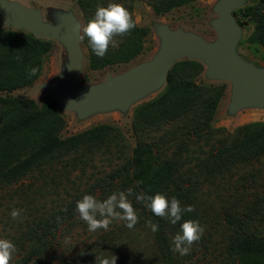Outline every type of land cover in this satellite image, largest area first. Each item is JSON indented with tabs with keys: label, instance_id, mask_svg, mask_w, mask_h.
<instances>
[{
	"label": "trees",
	"instance_id": "obj_1",
	"mask_svg": "<svg viewBox=\"0 0 264 264\" xmlns=\"http://www.w3.org/2000/svg\"><path fill=\"white\" fill-rule=\"evenodd\" d=\"M198 1L78 0L86 23L98 6L113 2L136 23L114 38L103 58L83 39L90 68L130 65L144 54L153 29L137 24V5L166 16ZM235 16L244 29L249 21L255 25L240 47L253 43L257 52L264 50V0ZM54 43L0 27V239L15 245L10 264H96L111 255L116 264H264V122L234 132L216 127L229 84L202 79L206 67L183 60L163 92L134 109L135 146L111 125L64 138L67 122L56 100L40 107L27 96H12L38 83ZM33 67L38 72L30 76ZM119 192L127 195L138 223L128 229L113 219L107 230L89 231L76 202L85 194L102 201ZM141 193L175 197L194 211L173 224L137 200ZM14 209L20 210L15 219ZM189 220L204 231L190 253L180 255L172 250L173 238Z\"/></svg>",
	"mask_w": 264,
	"mask_h": 264
},
{
	"label": "water",
	"instance_id": "obj_2",
	"mask_svg": "<svg viewBox=\"0 0 264 264\" xmlns=\"http://www.w3.org/2000/svg\"><path fill=\"white\" fill-rule=\"evenodd\" d=\"M248 2L218 0L212 11L215 18L210 22L216 33L213 41L182 28L154 23L152 28L159 39L154 57L121 74H109L95 85L81 84L86 56L79 30L83 25L75 12L49 10L46 17L42 9L0 0V27L25 31L63 47L66 58L61 73L40 89L53 94L59 112L73 113L81 122L115 112L127 116L136 105L161 92L172 69L183 60L201 62L209 82L231 86L228 115L233 117L245 110L264 111V67L239 51L244 30L235 13Z\"/></svg>",
	"mask_w": 264,
	"mask_h": 264
},
{
	"label": "rangeland",
	"instance_id": "obj_3",
	"mask_svg": "<svg viewBox=\"0 0 264 264\" xmlns=\"http://www.w3.org/2000/svg\"><path fill=\"white\" fill-rule=\"evenodd\" d=\"M12 1H18L23 5L31 8L42 9L46 17L48 16L49 10L73 11L80 18L82 25L86 24L85 17L78 5V0H12ZM254 1L255 0H249L247 5H252ZM217 2L218 0H200L191 6L176 10L166 16L156 15L149 5L142 3L137 5L134 15L137 24L143 28L153 29L152 26L154 23L161 22L168 24L173 29L182 28L186 31L194 32L209 41H213L216 39V33L211 28L210 22L215 18V15L213 14L212 11ZM236 18L237 20L239 19L238 17ZM254 29H255L254 22L249 21V25L245 29L243 28L244 38L242 42L244 40H248L253 35ZM83 48L85 51L86 58H85V70H84L83 78L81 80V84L95 85L103 82L109 74L118 75L129 70L135 65L150 61L158 51L159 39L157 38V36L153 31L152 37L149 39L146 45V51L137 61L133 62L130 65L116 66L114 68L106 69L103 71H94L90 68V53L88 49L84 46V44H83ZM256 48L257 47L255 44L247 43L246 47H240L239 51L248 60L255 62L257 65L261 67H264V50L259 49L260 51L257 52ZM65 58H66L65 51L63 47L59 43L55 42L54 49L46 60L43 76L38 81V83L32 88L17 91L13 93L12 96L13 97L19 95L27 96L33 99L40 107H43V105L49 100H55L53 94L46 92L43 89H40V86L53 81L59 76ZM202 79L208 81L205 78V74ZM163 90L151 96L150 98L146 99L145 101L141 102L140 104H143L145 102L151 101L152 99L156 98L158 95H160L163 92ZM230 99H231V86L229 85L227 94L225 98L222 100L220 105L219 113L215 124L216 127L226 128L228 131L234 132L235 130H237L242 126L252 123L264 122V111L256 110V109L245 110L233 117L229 116L228 108L230 104ZM138 105H136L127 116L123 115L120 112H115L110 114L97 115L85 122L79 121L76 115L73 113L60 112L64 116L67 122V126L63 132V137L68 138L71 136H75L97 126L111 125L121 129L129 139V141L133 144V146H135V139L133 132V111ZM50 259H51V255L48 257L49 261Z\"/></svg>",
	"mask_w": 264,
	"mask_h": 264
},
{
	"label": "clouds",
	"instance_id": "obj_4",
	"mask_svg": "<svg viewBox=\"0 0 264 264\" xmlns=\"http://www.w3.org/2000/svg\"><path fill=\"white\" fill-rule=\"evenodd\" d=\"M136 27V23L130 12L119 3H109L107 6H98L94 17L80 27L81 39L87 38L94 55L103 58L111 46H115V37L127 35ZM38 68L29 69V75H35ZM132 192L129 190L128 195ZM137 200L145 203L157 217H167L173 224L181 220L184 213H191L194 207L191 205L181 206L180 201L172 197L169 199L163 194L137 195ZM76 212L79 217L88 225L89 231L99 229L107 230L113 219H120L125 222L128 229H132L139 220L136 211L124 192L112 193L104 200H98L91 194H85L76 202ZM20 215V210L14 209L11 216L15 219ZM152 231H158V226L149 224ZM203 228L195 221H184L180 224V233L173 238V251L180 255H187L191 246L201 239ZM16 251L12 241L0 239V264H10V260ZM96 264H116V258H97Z\"/></svg>",
	"mask_w": 264,
	"mask_h": 264
},
{
	"label": "bare ground",
	"instance_id": "obj_5",
	"mask_svg": "<svg viewBox=\"0 0 264 264\" xmlns=\"http://www.w3.org/2000/svg\"><path fill=\"white\" fill-rule=\"evenodd\" d=\"M250 118V117H249ZM254 118V117H253Z\"/></svg>",
	"mask_w": 264,
	"mask_h": 264
}]
</instances>
